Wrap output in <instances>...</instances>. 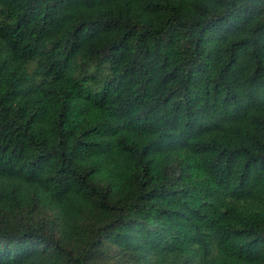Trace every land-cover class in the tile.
Returning a JSON list of instances; mask_svg holds the SVG:
<instances>
[{
  "label": "trees",
  "instance_id": "trees-1",
  "mask_svg": "<svg viewBox=\"0 0 264 264\" xmlns=\"http://www.w3.org/2000/svg\"><path fill=\"white\" fill-rule=\"evenodd\" d=\"M0 264H264V0H0Z\"/></svg>",
  "mask_w": 264,
  "mask_h": 264
}]
</instances>
